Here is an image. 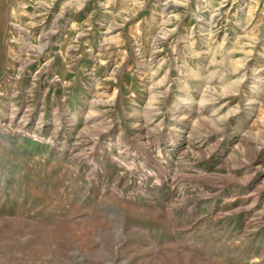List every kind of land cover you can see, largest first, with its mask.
Segmentation results:
<instances>
[{
    "label": "rangeland",
    "instance_id": "1",
    "mask_svg": "<svg viewBox=\"0 0 264 264\" xmlns=\"http://www.w3.org/2000/svg\"><path fill=\"white\" fill-rule=\"evenodd\" d=\"M0 264H264V0H0Z\"/></svg>",
    "mask_w": 264,
    "mask_h": 264
}]
</instances>
